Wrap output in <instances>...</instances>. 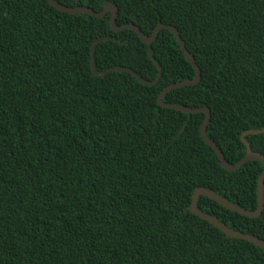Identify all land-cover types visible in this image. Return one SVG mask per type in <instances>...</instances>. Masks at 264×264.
I'll return each instance as SVG.
<instances>
[{
	"label": "trees",
	"instance_id": "1",
	"mask_svg": "<svg viewBox=\"0 0 264 264\" xmlns=\"http://www.w3.org/2000/svg\"><path fill=\"white\" fill-rule=\"evenodd\" d=\"M150 36L174 27L201 79L164 103L207 108V137L225 161L245 155L242 133L264 128V0H54ZM103 19L62 13L46 0H0V264H264L188 207L206 188L257 207L262 164L226 171L200 136L204 114L157 104L195 72L172 33L146 45ZM94 71L91 68V45ZM145 86L122 67L152 82ZM264 156V133L245 137ZM199 210L264 241L255 219L200 197Z\"/></svg>",
	"mask_w": 264,
	"mask_h": 264
},
{
	"label": "water",
	"instance_id": "2",
	"mask_svg": "<svg viewBox=\"0 0 264 264\" xmlns=\"http://www.w3.org/2000/svg\"><path fill=\"white\" fill-rule=\"evenodd\" d=\"M46 1L48 2V4L51 7L55 8L56 10H58L62 13H68V14H73V15L84 14V15H89V16H92V17L98 18V19H103L107 15H109L108 24H109V26L113 32L119 33L121 31H125V30L132 31V32L136 33L138 35V37L140 38V41L146 45L152 44L156 40V38H157V36L161 30H167L173 34L175 40L177 41L178 46L180 47L181 51L183 52L184 57L189 61L191 67L193 68V70L195 72V77L192 80L180 81L178 83H175V84H172V85L165 87L159 93V95L157 97L158 106H160L162 108L172 109V110L181 112V113L186 114V115L204 114L205 117H204V120H203L202 125L200 127V132H199L200 136L203 139V141L214 152L218 161L220 162V165L226 171H229V172L237 171L243 165H245L246 163L251 162V161H258L259 163L262 164V167H263L262 173L260 174V176L258 177V180H257V188H256L257 207L254 211L245 210V209L239 207L238 205L229 202L227 199L218 195L214 191L203 188V187L196 188L194 190L192 197H191V203H190V206L188 207V210L191 214L195 215L196 217H198L199 219H201L203 221L208 222L214 228L218 229L226 237L231 238V239H240V240L249 242V243L255 245L256 247H258L264 251V241L254 237L250 234L240 233V232H237V231H234V230L228 228L224 223L219 221L216 217H213V216H210L206 213H203L201 210H199V208L197 206L198 199L200 197H206L210 200L215 201L216 203H218V205L222 206L223 208L230 210V211H233L235 213H238V214H240L244 217L250 218V219H255L261 215L263 208H264V156L253 152L251 150L249 143L245 140V137L249 136V135L263 134L264 128H262L260 130L252 129V130H248V131H245L244 133H242L240 136V141L245 146V155L236 165L228 164L225 161V159L221 153V150L219 148H217L216 145L206 135V128H207V125H208L209 120H210V111L207 108L203 107V108L190 109V108L183 107V106L167 104V103H164V101H163V98L169 92L176 90V89H179V88H183V87L195 86L200 82V79H201L200 70L195 63L193 56L186 50L185 44L180 39L179 34L174 27L169 26V25L159 24L153 30V32L151 33L150 36H146L144 33H142L140 31V29L137 26H135L133 24L121 25V26L116 25V18H117L118 10H117V7L115 5L105 3L104 9L102 11L95 12L92 9L87 8V7L70 8V7L61 5L54 0H46ZM101 41H106V38H104V37L98 38L91 45V68H92V71H94V69H95L94 68V61H93L95 45ZM155 66L158 69V74H157L156 79L152 82H148V81L142 79L134 71L127 69V68H122V67L110 68L104 72L98 73V75L104 76V75H106L110 72H114V71L127 72L130 75H132L133 77H135V79L139 83H141L145 86H154L157 84V82L161 76L160 67L156 62H155Z\"/></svg>",
	"mask_w": 264,
	"mask_h": 264
}]
</instances>
